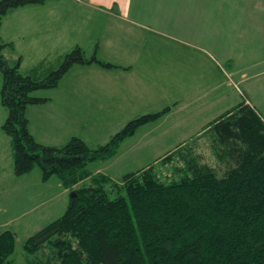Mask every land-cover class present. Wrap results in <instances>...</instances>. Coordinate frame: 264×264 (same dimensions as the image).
Masks as SVG:
<instances>
[{"label":"rangeland","instance_id":"obj_1","mask_svg":"<svg viewBox=\"0 0 264 264\" xmlns=\"http://www.w3.org/2000/svg\"><path fill=\"white\" fill-rule=\"evenodd\" d=\"M54 1L56 6L49 11L65 16H57L55 29L48 34L35 30L31 13L3 17L2 39L11 43L4 49L9 64L20 61L22 73L43 76L80 44L86 57L96 51L98 58L116 66L74 63L56 87L35 90V95L48 97L26 108L29 130L38 142L59 146L78 136L96 148L130 120L170 106L165 115L123 140L113 157L90 161L87 168L94 173L118 179L156 163L181 143L189 146L210 121L247 94L246 85L232 71L234 62L243 67L234 58L240 59L246 43H230L234 30L216 32L215 44L195 39L194 11L183 0H134L131 17L118 19H107L89 7L83 10L70 0ZM256 4L248 2L249 11L257 6L264 24V1ZM251 31L242 37L251 38L264 55V30ZM228 54L235 57L228 59ZM259 83L254 88H260L262 98L245 96L264 113V75ZM1 87L0 72V230L15 232L13 258L15 264H25L26 239L65 212L74 190L65 188L56 175L44 180L38 165L21 175L14 172L10 137L2 129L8 109L1 101ZM193 146L194 153L220 175L227 170L208 135ZM162 171L170 173L166 167Z\"/></svg>","mask_w":264,"mask_h":264},{"label":"trees","instance_id":"obj_2","mask_svg":"<svg viewBox=\"0 0 264 264\" xmlns=\"http://www.w3.org/2000/svg\"><path fill=\"white\" fill-rule=\"evenodd\" d=\"M46 1L0 0L1 101L8 109L2 129L10 137L14 172L38 165L44 180L56 175L74 190L65 212L26 239L25 264H264V113L245 99L210 121L189 146L181 143L118 179L87 164L113 157L123 140L170 106L130 120L96 148L78 136L59 146L35 139L26 108L48 100L35 90L56 87L74 63L116 66L96 51L86 57L78 44L43 76L22 73L20 61L10 65L3 17ZM206 135L227 165L222 175L194 153ZM164 167L170 173L164 175ZM15 247V232L0 230V264H15Z\"/></svg>","mask_w":264,"mask_h":264},{"label":"crops","instance_id":"obj_3","mask_svg":"<svg viewBox=\"0 0 264 264\" xmlns=\"http://www.w3.org/2000/svg\"><path fill=\"white\" fill-rule=\"evenodd\" d=\"M61 1V0H60ZM75 5H83V10H86L89 7L92 10L99 12L102 16H106L107 19H118L119 17H131L129 14L133 10V1L134 0H70ZM182 2V0H175ZM185 3H189L188 8L194 11V37L195 39L202 41L207 40L212 43H216V32H227L229 30L235 31V36L232 34L229 35V41L232 44H241L246 43V46L242 47V51L238 54L240 59L235 57L233 54H228L226 56L228 59L234 58L235 60L242 61L243 67L239 68L234 62L232 66V71H236L238 76L239 83L246 85V93L242 95V99H245L256 111L258 110L256 104H254L247 96L249 97H260L262 94H259L258 90L260 88H254L255 85L260 84L259 79L264 75V56L261 52L262 49H259L255 42L248 37H242L243 35H249L254 33L256 29L264 30V24L262 23V14L260 16L257 14L258 7L255 6L251 11L248 8V2L254 1L256 5H262L264 0H183ZM62 2V1H61ZM66 3V2H65ZM72 3H68L74 5ZM54 0H47L44 3L40 4H31L23 7L16 8L11 10L10 14H29L33 15V26L35 30L48 34L51 31H54L53 23L58 20L57 16H60L59 19L65 16L63 12L49 11V9L55 7ZM74 13L81 16L79 10L73 7ZM82 9V8H80ZM7 13V15L9 14ZM80 21V20H79ZM3 25V23H2ZM242 25V26H241ZM2 31V26H1ZM264 32V31H262ZM207 34L210 35L208 39ZM2 35V33H1ZM207 36V37H206ZM226 39V37H224ZM250 42V43H249ZM219 43V42H218ZM250 45V46H247ZM77 45V44H76ZM80 45V44H78ZM209 52V51H208ZM94 63V62H93ZM91 64V63H90ZM118 66V65H117ZM239 68V69H238ZM257 91V93H253ZM240 100V101H241ZM238 101L237 103H239ZM236 103V104H237ZM235 104V105H236ZM233 107V106H232ZM231 108V107H229ZM228 108V109H229ZM227 110V109H226ZM225 110V111H226ZM224 112V111H223Z\"/></svg>","mask_w":264,"mask_h":264},{"label":"water","instance_id":"obj_4","mask_svg":"<svg viewBox=\"0 0 264 264\" xmlns=\"http://www.w3.org/2000/svg\"><path fill=\"white\" fill-rule=\"evenodd\" d=\"M72 195L74 194V192L71 193Z\"/></svg>","mask_w":264,"mask_h":264}]
</instances>
